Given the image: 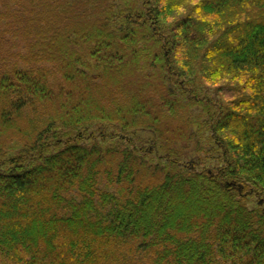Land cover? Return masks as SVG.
I'll return each instance as SVG.
<instances>
[{
	"label": "trees",
	"instance_id": "1",
	"mask_svg": "<svg viewBox=\"0 0 264 264\" xmlns=\"http://www.w3.org/2000/svg\"><path fill=\"white\" fill-rule=\"evenodd\" d=\"M0 264H264V0H0Z\"/></svg>",
	"mask_w": 264,
	"mask_h": 264
}]
</instances>
